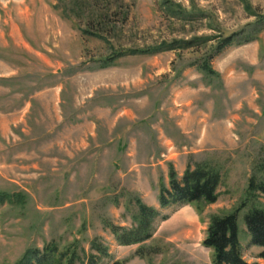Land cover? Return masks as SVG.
Listing matches in <instances>:
<instances>
[{
  "label": "rangeland",
  "instance_id": "obj_1",
  "mask_svg": "<svg viewBox=\"0 0 264 264\" xmlns=\"http://www.w3.org/2000/svg\"><path fill=\"white\" fill-rule=\"evenodd\" d=\"M202 37L208 39L177 50L132 51ZM224 38L230 43L215 54ZM211 54L218 75L198 67ZM185 67L211 87L196 97L213 100L214 122L210 146L179 157L172 152L200 149L195 125L190 135L175 125L171 96L184 83ZM98 104L95 141L69 155L63 141L76 131L63 128ZM122 109L132 110L135 119L123 112L111 128ZM197 111L190 107L192 118ZM0 113L8 120L21 117L0 126V190L25 195L21 204H0V264H15L26 249L45 243L61 250L75 238L89 251L93 237L108 246L99 264H211V251L202 245L208 215L237 207L249 178L264 175V0H0ZM157 118L177 144L174 150L164 137L158 145L152 136ZM137 136L141 153L173 158L165 160L166 171L170 163L180 171L189 159L216 166V201L201 214L189 204L159 208L167 172L158 170L156 181L144 186L126 154L133 148L130 137ZM135 198L167 218L156 221L149 240L120 245L104 222L130 227ZM259 201L264 205L263 196ZM245 210L238 214L243 257L264 263L260 248L249 244ZM139 246L145 255L136 253Z\"/></svg>",
  "mask_w": 264,
  "mask_h": 264
},
{
  "label": "trees",
  "instance_id": "obj_2",
  "mask_svg": "<svg viewBox=\"0 0 264 264\" xmlns=\"http://www.w3.org/2000/svg\"><path fill=\"white\" fill-rule=\"evenodd\" d=\"M207 39L202 37L173 40L170 44L162 42L159 47L132 51L150 53L157 50H177L179 46L190 47L197 41ZM230 41V38L222 39L215 47V54ZM215 54L200 60L198 67L202 73L218 75L209 62ZM112 57L106 58L102 65H108ZM220 182L219 169L206 161L189 159L181 175H178L174 167L169 164L168 186L162 184L159 189V208L171 204H189L201 214L206 205L216 201ZM259 196L264 197V175L259 177L253 175L248 180L245 197L237 207L224 213L208 215L202 245L211 251V264H264L258 261L249 262L243 257L238 227V214L246 208L242 215L248 241L250 245L260 248L257 257L264 262V205L259 201ZM24 198L22 192L10 194L0 190V204L4 202L21 204ZM134 201L138 210L132 218L130 227L116 225L107 220L104 222V226L120 245H140L149 240L154 233L156 221L167 218V215L161 214L158 208L143 203L139 198H135ZM136 253L140 256L145 255L142 246L137 248ZM108 255V246L103 244L100 238L93 237L89 240V251H86L75 238L61 250L53 242L45 243L41 249L28 248L15 264H99L100 260ZM112 264L124 263L117 260Z\"/></svg>",
  "mask_w": 264,
  "mask_h": 264
},
{
  "label": "crops",
  "instance_id": "obj_3",
  "mask_svg": "<svg viewBox=\"0 0 264 264\" xmlns=\"http://www.w3.org/2000/svg\"><path fill=\"white\" fill-rule=\"evenodd\" d=\"M138 71L140 73L142 69H139ZM192 73H194V75ZM182 75L184 77L182 79L184 80V83L182 84L181 82L176 87H174L173 93L171 96L172 97L171 99L173 103L175 104L174 106L175 110L177 111L178 116H179V118L175 122V125L180 133L187 134V135L191 134V132L193 131V125H195L196 129L193 131V133L195 131L197 133L196 140L200 146V149L192 150L193 147H190L191 150L188 149V150H185L184 152L177 151V150L175 151L173 148H175L177 144L173 143L171 138L166 136V133L163 130L164 121L160 118H157L156 126L152 125V123L150 124L152 136H154L155 139L157 140V144L160 142V138L164 137V140L169 142L167 146L168 150H171V149L174 150L173 152L172 151L171 152L174 153L175 155L177 154L179 157L183 154L200 151L202 149L205 150L209 145L207 143H209L211 139L210 130L212 128V123L214 122L213 115H212V105H213L212 101L213 100L208 99V97H205V98L199 97V99L196 97V95H199V92L201 90L209 91L211 87H206L198 83L199 74L194 69H191V67H185L182 72ZM191 106L198 107V111L196 115L194 116V118H192L189 113ZM122 110L123 111L115 114V118L111 123V128L114 127V124L116 123L117 119L122 116L123 112H125V114L130 119V121H133L135 119V114L132 110H129V109H122ZM89 112H91L92 116L89 115ZM87 113H88V116L81 117L80 119H77L74 122H71L70 124H66V126L63 128V130L76 131V135L72 133L66 134L65 140L63 141L64 145L66 146V149H70L67 152L69 155L79 154L80 151H83L88 145V140L93 139L95 141V138L97 136L96 126H97V123H99V120L101 119V116H102L100 105L98 104L94 106V108H92L91 111H88ZM220 120H225V119H222V118L217 119V121H220ZM20 121H21V117L19 116H13L12 119L8 120L6 119V116L4 115V113H0V126L4 127L6 126V123L14 124ZM226 122H227V119H226ZM116 138L119 140L121 137L119 135L114 136V137L111 136L109 138L108 143H112V141ZM130 144L133 148L131 151H127L126 154L130 157L129 160L132 164L131 168H134L136 166V171H137L138 176L140 178H144V181L146 180V182L143 183L144 186H147V184L149 185L153 179L156 181L157 176L155 173L158 170L162 172L164 171L166 167L165 166L166 159H171V160L173 159L169 157L168 155L166 158H162L161 155L164 154L163 152H160V153H156V151H146L145 152V150L141 149L142 150V153H141L138 136L130 137L129 145ZM181 148L187 149V146L184 144L181 146ZM139 152L145 156L140 160L137 159L138 154H140ZM158 154L160 155L158 156ZM187 162L188 161H186L185 163L183 162L184 163L183 167L178 172L174 168L176 172L178 173V175H181L182 172L185 170ZM141 170H143L142 175L140 173ZM166 172H167V178H168V168ZM149 178H150V182L148 181ZM154 184L155 183L152 182V185ZM166 186H168V182ZM158 194H159V190H158ZM157 200H158V195H157Z\"/></svg>",
  "mask_w": 264,
  "mask_h": 264
}]
</instances>
